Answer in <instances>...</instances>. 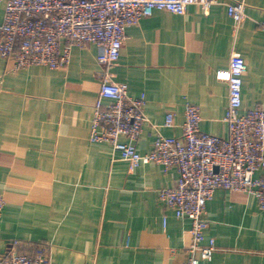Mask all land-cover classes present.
Wrapping results in <instances>:
<instances>
[{
    "label": "crops",
    "instance_id": "crops-1",
    "mask_svg": "<svg viewBox=\"0 0 264 264\" xmlns=\"http://www.w3.org/2000/svg\"><path fill=\"white\" fill-rule=\"evenodd\" d=\"M244 1L238 28L221 2L185 14L154 10L127 26L111 73L130 96H145L148 121L135 141L141 153L154 147V125L182 135L187 103L200 107L201 130L228 136L229 88L217 73L233 55L247 66L241 111L264 104V0ZM4 13L0 0V23ZM97 56L98 47L86 44L72 48L65 68L19 70L0 58V255L18 241L26 252L44 244L57 264H182L191 222L159 198L177 171L152 162L131 172L110 143L89 139L101 88ZM168 112L173 127L163 126ZM205 218L217 249L201 264H264V210L253 194L217 189Z\"/></svg>",
    "mask_w": 264,
    "mask_h": 264
},
{
    "label": "built area",
    "instance_id": "built-area-1",
    "mask_svg": "<svg viewBox=\"0 0 264 264\" xmlns=\"http://www.w3.org/2000/svg\"><path fill=\"white\" fill-rule=\"evenodd\" d=\"M4 1L0 58L11 59L14 70L32 65L65 68L73 47L86 44L98 47L101 88L89 139L110 143L112 152L128 162L131 172L152 162L177 171L176 184L161 188L159 198L178 218L191 222L188 258L182 264L211 260L217 249L214 238L206 239L209 221L205 218L207 203L217 189L253 194L264 210V175H257L264 169V104L241 111L243 75L247 68L242 57L233 55L229 68L217 73L229 88L224 117L228 136L201 130L200 107L187 103L182 135L167 136L154 125L157 135L153 149L147 153H141L135 143L148 121L144 113L145 96H130L128 84L115 81L111 73L127 38V26L151 16L154 10L185 14L191 5L210 11L221 2L238 28L246 17L244 0ZM260 27L264 30V22ZM103 99L111 103L105 105ZM163 126H175L173 112L167 113ZM122 136L127 140L123 141ZM4 205L0 194V215ZM0 264L57 263L46 253L44 244L26 252L15 241L0 255Z\"/></svg>",
    "mask_w": 264,
    "mask_h": 264
}]
</instances>
